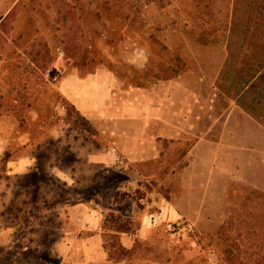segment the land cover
<instances>
[{"label": "rangeland", "instance_id": "1", "mask_svg": "<svg viewBox=\"0 0 264 264\" xmlns=\"http://www.w3.org/2000/svg\"><path fill=\"white\" fill-rule=\"evenodd\" d=\"M98 73L192 125L68 114L62 80ZM0 264H264V0H0Z\"/></svg>", "mask_w": 264, "mask_h": 264}, {"label": "crops", "instance_id": "2", "mask_svg": "<svg viewBox=\"0 0 264 264\" xmlns=\"http://www.w3.org/2000/svg\"><path fill=\"white\" fill-rule=\"evenodd\" d=\"M120 87L121 82L113 76H103L98 73L81 78L74 74L62 80L59 91L63 98L74 105L81 116L92 124L94 122H101L106 125L141 124L151 128L154 136L163 140L164 144H175L176 134L186 133V127L192 125V114L178 111L173 94L168 92L165 95L166 89H170L171 86H164L163 84L156 86L153 92L155 96L152 101L153 104L143 101L139 105L116 107L115 96ZM223 126L224 134L215 143L218 156L227 150V146L236 152V144H239L240 140L236 132V109H232L227 114ZM203 140L201 138L196 147L205 146ZM156 145L152 146L154 150H152L153 156L150 158L148 153H150L149 149L152 148L148 144H140L138 146L139 152L136 151L137 160L148 162L153 157L152 160L160 158L161 152ZM132 154H135V151ZM132 154L130 156H133ZM101 159L102 162L105 161L104 157ZM167 203L169 204V202ZM93 214L91 215L93 216ZM86 226V223L82 222L80 227Z\"/></svg>", "mask_w": 264, "mask_h": 264}, {"label": "trees", "instance_id": "3", "mask_svg": "<svg viewBox=\"0 0 264 264\" xmlns=\"http://www.w3.org/2000/svg\"><path fill=\"white\" fill-rule=\"evenodd\" d=\"M63 101H64V106L66 105L64 108L66 109V111H67L68 114H71V113L75 112L77 115L81 116V114L77 111V109L75 108L74 105H72L66 99H64Z\"/></svg>", "mask_w": 264, "mask_h": 264}]
</instances>
